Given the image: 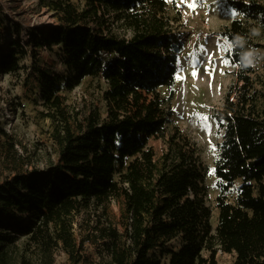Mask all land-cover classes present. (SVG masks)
<instances>
[{
    "label": "trees",
    "instance_id": "1",
    "mask_svg": "<svg viewBox=\"0 0 264 264\" xmlns=\"http://www.w3.org/2000/svg\"><path fill=\"white\" fill-rule=\"evenodd\" d=\"M226 2L239 14L221 34L228 41L237 34L245 37L246 47L264 56V2ZM40 3L54 11L58 24L44 27L39 36L27 28L30 39L23 44L6 40L11 32L20 38L23 23L8 15L0 0V46H6L0 50V73L19 72L28 47L62 52L70 75L40 71L36 79L58 156L44 169L29 168L15 137L0 129L2 166L10 171L0 179V231L5 232L0 264H32L30 257L14 258L19 236L28 237V247L38 251V264H57L59 249L70 264H79L86 239L75 235L76 215L92 200L119 199L123 228L95 229L108 240L111 264H162V256H169V264H218L219 251L234 253L233 264H264V59L239 69L235 97L230 88L215 115L224 136L215 159L220 193L214 233L198 147L178 126L168 132V104L175 97L183 49L179 0ZM119 29L130 35L121 36ZM232 52L236 64L238 50ZM87 78L98 80L104 105L72 114L62 90ZM153 139L166 140L159 157ZM235 188L231 201L228 193Z\"/></svg>",
    "mask_w": 264,
    "mask_h": 264
},
{
    "label": "rangeland",
    "instance_id": "2",
    "mask_svg": "<svg viewBox=\"0 0 264 264\" xmlns=\"http://www.w3.org/2000/svg\"><path fill=\"white\" fill-rule=\"evenodd\" d=\"M5 4L6 13L15 17L22 24L21 37L17 38L11 32L6 40L19 39L23 44L30 39L27 28L32 29L39 36L44 27L58 24L54 11L42 5L40 0H1ZM227 0H196L197 7L191 9L188 4L193 0H179V7L183 13V25L178 30V39L183 49L178 58V72L185 79H176V93L170 102L171 118L168 122V132L173 133L178 126L187 132L196 143L199 159L205 167L206 204L211 210L210 223L212 232L216 233L218 222L217 196L220 188L215 174V159L219 144L223 141L224 130L215 117L224 105L227 93L236 86L239 69L232 60V48L228 46V39L221 31L239 13L227 5ZM263 1L264 0H260ZM6 25L12 22L6 19ZM30 27V28H29ZM121 36L127 37L129 32L118 30ZM5 45L0 46L4 50ZM205 49L206 51H202ZM211 57V62L209 58ZM229 63L225 64L224 61ZM195 62V63H194ZM210 63L215 67L213 75L208 74ZM22 69L13 74L0 73V129L12 134L17 140V149L23 157L30 160L29 168L44 169L50 162L56 161L58 144L54 141V125L50 117L46 116L48 107L44 103L42 87L36 79L40 71L52 74L70 75L63 59L62 52L57 48L28 47V53L21 59ZM198 76L193 77V70ZM264 72V64L260 65ZM165 96L166 88L162 90ZM66 109L70 113L78 112L81 116L95 106H103L99 82L87 78L73 89L62 90ZM194 113L208 117L207 121L196 117ZM80 116V117H81ZM159 157L167 147L165 139H153L150 142ZM0 153V179L10 174L5 169ZM240 180L237 181V186ZM236 186V187H237ZM237 189H232L228 195L234 201ZM123 218L122 200L98 204L92 200L89 207L76 215L74 231L80 240L86 239L79 264H111L107 252L108 240L98 237L96 227L115 225L120 229ZM5 232L0 231V234ZM12 246V253L17 262L23 256L30 257L32 264L39 263L38 251L32 246L26 236H19ZM179 241L174 244L178 245ZM206 254V253H205ZM57 264H70L67 255L61 250L55 253ZM234 253H218V264H233ZM162 264H169V256H162Z\"/></svg>",
    "mask_w": 264,
    "mask_h": 264
},
{
    "label": "clouds",
    "instance_id": "3",
    "mask_svg": "<svg viewBox=\"0 0 264 264\" xmlns=\"http://www.w3.org/2000/svg\"><path fill=\"white\" fill-rule=\"evenodd\" d=\"M256 34V33H254ZM230 48L238 50V60L235 65L236 68L244 70L255 67L258 60L264 59L261 53L252 47H246L245 37L241 35L234 36L229 42Z\"/></svg>",
    "mask_w": 264,
    "mask_h": 264
},
{
    "label": "snow or ice",
    "instance_id": "4",
    "mask_svg": "<svg viewBox=\"0 0 264 264\" xmlns=\"http://www.w3.org/2000/svg\"><path fill=\"white\" fill-rule=\"evenodd\" d=\"M188 7L191 8V9H195V8L197 7V2H196V0H193L192 3L188 4ZM229 47H230L229 45H228V46H225L223 50H227V48H229ZM201 50H202V51H206L205 49H201ZM209 60H210V62H211V57L209 58ZM194 63H195V62H194ZM224 63H225V64H228L229 61H228V60H225ZM207 71H208V74H209V75H213L214 72H215V67L210 63V67H209V69H208ZM192 75H193V77H197V76H198V71L195 70V68H194V70H193V72H192ZM176 79L182 80V79H185V78H184L183 76H181V75L178 73V74L176 75ZM194 115H195L196 117H199L200 119H202V120H204V121H207V119H208V117H206V116H201V114H199V113H194ZM212 174H215V170H214V169L212 170Z\"/></svg>",
    "mask_w": 264,
    "mask_h": 264
}]
</instances>
